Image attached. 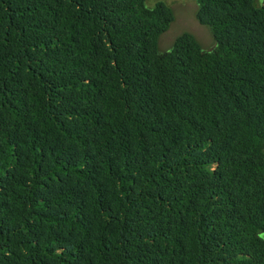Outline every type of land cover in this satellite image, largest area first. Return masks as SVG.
I'll return each instance as SVG.
<instances>
[{
    "label": "trees",
    "instance_id": "16d2710c",
    "mask_svg": "<svg viewBox=\"0 0 264 264\" xmlns=\"http://www.w3.org/2000/svg\"><path fill=\"white\" fill-rule=\"evenodd\" d=\"M0 0V264H264V0Z\"/></svg>",
    "mask_w": 264,
    "mask_h": 264
},
{
    "label": "rangeland",
    "instance_id": "374dc122",
    "mask_svg": "<svg viewBox=\"0 0 264 264\" xmlns=\"http://www.w3.org/2000/svg\"><path fill=\"white\" fill-rule=\"evenodd\" d=\"M163 1L173 10V21L168 29L160 35L159 49H170L178 36L191 32L204 49L214 48L216 41L210 27L199 21L197 17L198 6L195 0H147L149 6ZM261 3L262 0H256ZM264 237V234H263Z\"/></svg>",
    "mask_w": 264,
    "mask_h": 264
}]
</instances>
